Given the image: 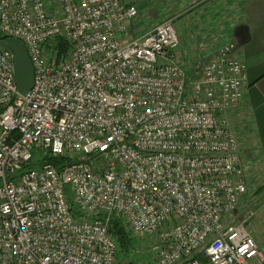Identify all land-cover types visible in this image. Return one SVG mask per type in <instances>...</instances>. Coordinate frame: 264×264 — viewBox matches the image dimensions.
Listing matches in <instances>:
<instances>
[{
  "label": "built area",
  "instance_id": "obj_1",
  "mask_svg": "<svg viewBox=\"0 0 264 264\" xmlns=\"http://www.w3.org/2000/svg\"><path fill=\"white\" fill-rule=\"evenodd\" d=\"M138 16L131 0H0L34 66L23 96L0 44V264H264L225 117L245 61L227 40L190 79L179 16L133 34ZM40 148L51 160L25 170ZM115 218L158 242L148 259L121 252Z\"/></svg>",
  "mask_w": 264,
  "mask_h": 264
},
{
  "label": "crops",
  "instance_id": "obj_2",
  "mask_svg": "<svg viewBox=\"0 0 264 264\" xmlns=\"http://www.w3.org/2000/svg\"><path fill=\"white\" fill-rule=\"evenodd\" d=\"M179 2L190 11L189 15L194 17L193 31H196L197 27L201 28L198 35L200 38H197L199 50L208 46L213 57L221 43L233 40L236 44L234 55L244 60L247 65L249 85L245 98L239 106L229 110L225 117L240 145L247 186L253 191L254 202L257 198L259 200L256 205L253 203V206L249 197L245 196L241 210L244 213L249 207H253L248 228L264 252V187L263 191L258 190L264 184V0H179ZM138 8L140 10L139 6ZM182 14L175 15L180 17ZM179 22L183 23L182 30L185 32L184 36L179 35L180 40L186 42L190 28L185 16H181ZM180 48L181 45L177 50L178 57L182 56Z\"/></svg>",
  "mask_w": 264,
  "mask_h": 264
},
{
  "label": "rangeland",
  "instance_id": "obj_3",
  "mask_svg": "<svg viewBox=\"0 0 264 264\" xmlns=\"http://www.w3.org/2000/svg\"><path fill=\"white\" fill-rule=\"evenodd\" d=\"M131 1H134L136 4L138 3L137 5L140 7L139 16L136 19L135 23L132 24L130 28L133 34L134 33L140 34L144 31L151 29L152 27L155 26V24L161 22L166 18L173 17L175 16V14L183 13L181 16H185V21H187L188 23L187 25L190 28L189 29L190 31H188L186 35L188 40L186 39V42L185 41L181 42L180 50L182 51L181 53L182 56L179 57L177 56V57L180 61H182L183 65L186 67L190 79H194L197 76H199V74L202 71V67L204 63L211 59L210 52L212 50H210V47L208 46L207 48H203V50H199L200 46L197 38H200L198 37V35H200L199 32L201 28L197 27L198 29H196V31H193V28H195V21H193L194 17L192 15H189L190 11H187V9L181 6L179 0H131ZM151 2H154L155 4ZM180 17H178L176 20L177 30L179 32V35L184 36L185 32L183 33L182 30L183 23L179 22ZM204 36H206V34ZM184 45L186 47H184ZM212 45L214 46V44ZM46 159L51 160V157H49V153L46 152V150H44L43 148L34 149L31 162L28 166H25V170H28L31 167L40 169L43 161H46ZM263 187L264 184H262L258 188L259 192L263 191L262 190ZM67 191H68V196L72 199L73 192L70 185L67 186ZM246 196L249 197L252 204L253 203H255V205L257 204L258 198L254 202L255 199L253 200V191H251L249 188ZM251 208L253 209L252 206L248 208L247 210L248 213H246V216L250 215L252 217V212L254 210H252ZM158 245H159L158 242L150 237L139 240L137 239L134 241L133 246L135 249L141 250L142 252L131 251L129 255L132 259L135 260H146L152 255V253H154Z\"/></svg>",
  "mask_w": 264,
  "mask_h": 264
},
{
  "label": "water",
  "instance_id": "obj_4",
  "mask_svg": "<svg viewBox=\"0 0 264 264\" xmlns=\"http://www.w3.org/2000/svg\"><path fill=\"white\" fill-rule=\"evenodd\" d=\"M15 63L18 92L25 96L34 85V66L24 44L16 42L10 46Z\"/></svg>",
  "mask_w": 264,
  "mask_h": 264
},
{
  "label": "trees",
  "instance_id": "obj_5",
  "mask_svg": "<svg viewBox=\"0 0 264 264\" xmlns=\"http://www.w3.org/2000/svg\"><path fill=\"white\" fill-rule=\"evenodd\" d=\"M16 42H17L16 39L11 38L7 35H3L0 32V43L2 46L10 48V46ZM59 159L60 158H54L52 160L55 163H61L63 160L62 159L59 160ZM111 230L118 237L122 253L128 252L132 247H134L133 244L135 239L131 236L130 232L127 230V227L124 225V222L121 218L113 219Z\"/></svg>",
  "mask_w": 264,
  "mask_h": 264
}]
</instances>
